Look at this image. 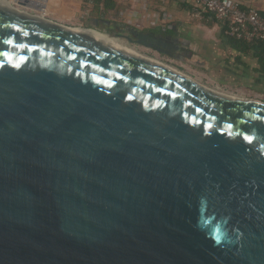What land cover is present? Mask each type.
<instances>
[{"label":"water","instance_id":"water-1","mask_svg":"<svg viewBox=\"0 0 264 264\" xmlns=\"http://www.w3.org/2000/svg\"><path fill=\"white\" fill-rule=\"evenodd\" d=\"M18 8L45 5L0 0V264H264V103Z\"/></svg>","mask_w":264,"mask_h":264},{"label":"crops","instance_id":"crops-1","mask_svg":"<svg viewBox=\"0 0 264 264\" xmlns=\"http://www.w3.org/2000/svg\"><path fill=\"white\" fill-rule=\"evenodd\" d=\"M27 1L28 5H38ZM58 1V5L62 4L61 1L65 3L64 0ZM114 1L129 9L128 21H133L135 29L166 39L169 53L162 56L192 72L207 88L238 99L264 103V74L258 54H264L263 47L256 50L255 46L235 43L225 36L224 26L212 18H192L190 7L193 0ZM234 1L243 8L264 14V0ZM20 10L43 18L48 13L47 7L41 14L35 9ZM154 21H157L155 26L152 25Z\"/></svg>","mask_w":264,"mask_h":264},{"label":"rangeland","instance_id":"rangeland-1","mask_svg":"<svg viewBox=\"0 0 264 264\" xmlns=\"http://www.w3.org/2000/svg\"><path fill=\"white\" fill-rule=\"evenodd\" d=\"M10 1V0H8ZM61 1L62 4H59L58 0H49L47 3V17L51 22L57 23L59 25L65 26L67 28H84L92 29L99 33H110L107 32L102 25L97 26L95 24L96 15L90 13V6L84 5L83 0H64ZM129 9H126V6L123 4H118V8L115 11H110L103 16V20L110 23H119L124 24L128 27L136 28L133 25V21H128L130 14H128ZM132 18V16H131ZM121 43L125 45L128 49H132L136 54L142 56L145 59L152 60L162 66H165L171 70H174L192 81L196 82L201 86H205L204 82L200 80L199 77L192 74V72L187 71L183 66L177 63L174 60H170L167 57L158 55L152 50H145L141 47H132L127 46V44L121 40ZM207 88V87H206ZM210 89V88H208ZM213 90V89H211Z\"/></svg>","mask_w":264,"mask_h":264},{"label":"built area","instance_id":"built-area-1","mask_svg":"<svg viewBox=\"0 0 264 264\" xmlns=\"http://www.w3.org/2000/svg\"><path fill=\"white\" fill-rule=\"evenodd\" d=\"M30 1H34L38 5H46L40 0ZM42 12L38 13L41 14ZM190 16L197 20L207 17L214 19L224 26L225 36L237 42L251 44L256 40L264 41V19L258 11L248 8L242 9L240 4L234 0H193ZM156 24L157 21H154L152 25L155 26Z\"/></svg>","mask_w":264,"mask_h":264},{"label":"trees","instance_id":"trees-1","mask_svg":"<svg viewBox=\"0 0 264 264\" xmlns=\"http://www.w3.org/2000/svg\"><path fill=\"white\" fill-rule=\"evenodd\" d=\"M82 2L84 5L90 6V8H91L90 13L92 15L93 14L96 15L95 24L97 26H100L99 25L100 22H103V23L105 22V20H103V16L106 13H108L110 11H115L118 8V4L114 0H83ZM242 9H245V8L242 7ZM258 13L264 19V14L261 12H258ZM230 40H233V39H230ZM233 41H235V40H233ZM235 43H238L241 45L246 44V43H243V42L241 43V42H237V41H235ZM248 45L255 46L256 50H259L262 47L264 49V41H262V40L253 41L251 44H248ZM258 54L261 56V59H260L261 71L264 74V54L259 53V52H258Z\"/></svg>","mask_w":264,"mask_h":264},{"label":"bare ground","instance_id":"bare-ground-1","mask_svg":"<svg viewBox=\"0 0 264 264\" xmlns=\"http://www.w3.org/2000/svg\"><path fill=\"white\" fill-rule=\"evenodd\" d=\"M9 8V7H8ZM71 30L74 33L83 35L89 39H92L93 41H96L98 43H101L105 46L112 47L117 50H130L125 45L121 43V41L113 40L103 34H100L97 31H94L92 29H84V28H71ZM132 50V49H131Z\"/></svg>","mask_w":264,"mask_h":264},{"label":"flooded vegetation","instance_id":"flooded-vegetation-1","mask_svg":"<svg viewBox=\"0 0 264 264\" xmlns=\"http://www.w3.org/2000/svg\"><path fill=\"white\" fill-rule=\"evenodd\" d=\"M99 25H102V26H104V29L107 31V32H110V33H119V28H116V29H113V30H111L110 29V27H109V25L108 24H105V23H103V22H100L99 23ZM135 29V28H134ZM138 31H140V30H138ZM140 32H142V33H144V34H150V33H152V32H145V31H140ZM126 34V33H125ZM132 39H135V34H134V32L132 31L131 33H130V35H129ZM126 44H127V46H131L130 44H128V42L127 41H125V40H123ZM133 47V46H132ZM164 52H165V54L167 53H169V51H168V48L167 47H165V48H161ZM153 51H155L154 49H152ZM156 52V51H155ZM157 54H159V55H164V54H161V53H158V52H156Z\"/></svg>","mask_w":264,"mask_h":264}]
</instances>
